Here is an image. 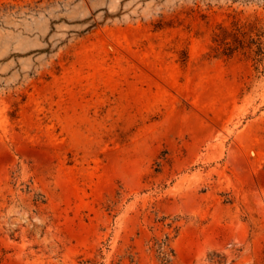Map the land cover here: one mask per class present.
I'll return each mask as SVG.
<instances>
[{
  "label": "rangeland",
  "instance_id": "rangeland-1",
  "mask_svg": "<svg viewBox=\"0 0 264 264\" xmlns=\"http://www.w3.org/2000/svg\"><path fill=\"white\" fill-rule=\"evenodd\" d=\"M0 264H264V0H0Z\"/></svg>",
  "mask_w": 264,
  "mask_h": 264
},
{
  "label": "trees",
  "instance_id": "trees-1",
  "mask_svg": "<svg viewBox=\"0 0 264 264\" xmlns=\"http://www.w3.org/2000/svg\"><path fill=\"white\" fill-rule=\"evenodd\" d=\"M218 40V38H217ZM237 49V46L232 45L230 42L226 41L225 38H220L218 41L217 46L215 47L216 54H226V55H232L234 51ZM168 244L167 239L160 242V249L165 253L164 247Z\"/></svg>",
  "mask_w": 264,
  "mask_h": 264
}]
</instances>
